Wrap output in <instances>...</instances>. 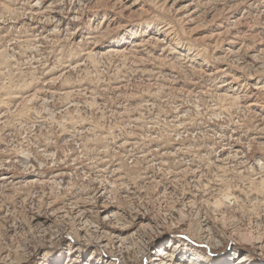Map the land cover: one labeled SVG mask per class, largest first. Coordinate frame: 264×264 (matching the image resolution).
Returning <instances> with one entry per match:
<instances>
[{"label": "rangeland", "instance_id": "rangeland-1", "mask_svg": "<svg viewBox=\"0 0 264 264\" xmlns=\"http://www.w3.org/2000/svg\"><path fill=\"white\" fill-rule=\"evenodd\" d=\"M263 100L264 0H0V264H264Z\"/></svg>", "mask_w": 264, "mask_h": 264}, {"label": "built area", "instance_id": "built-area-1", "mask_svg": "<svg viewBox=\"0 0 264 264\" xmlns=\"http://www.w3.org/2000/svg\"><path fill=\"white\" fill-rule=\"evenodd\" d=\"M116 74H118V73H114L113 75H116ZM112 75V76H113ZM117 79H118V81H120V84H118V86H117V88L119 87V89L122 87V89L123 90H127L128 89V87L129 86H131V82H130V80H128V79H126L127 78V75L126 74H122L121 76L120 75H117V77H116ZM131 88V87H130ZM157 91H159V92H164V91H167L168 93V96H170L169 97V100L166 98L165 100L173 107V110L172 111H169V112H167V114H166V116L164 117V119L166 120V124L165 125H163V128H164V131H166L167 133H165V134H168V135H171V136H173V135H175V136H179V138L178 139H180V140H177V142H178V144H182V143H180L182 140H183V138L181 139L180 137H181V135L185 132H187L186 130L188 129L187 128V126L190 124V122H189V120H188V112H190V108H189V106L187 105V103H194V101H192L191 100V98H193V99H195L196 98V101L195 102H197V103H202V104H206V102H205V98H207V97H209L210 96V94H209V96H206V97H203V98H200V97H197L198 96V93L199 92H203V94H204V92L205 91H199L198 93H195V94H193V93H191V92H189L187 95L183 92V91H179L178 93H177V91H178V89L177 88H175V90L173 91V92H169V90L168 89H160V90H157ZM157 95H160V94H157ZM152 99H153V97H152ZM209 99H211L210 97H209ZM155 100H156V98H155ZM164 101V100H163ZM210 101H212V99L210 100ZM215 102V101H214ZM215 104V103H214ZM191 105V104H190ZM146 106L148 107V106H152V107H154L155 106V103H154V101H151V99L147 102V104H146ZM188 106V107H187ZM213 107H214V105H213ZM211 108V107H210ZM201 110H202V108H200ZM209 109V108H208ZM179 110L181 111V113H179ZM173 116H174V119H176L177 117H181V116H183V118H184V122H183V125L185 126L184 127V129H182V130H176V128L178 127V124L179 123H176V122H174L173 120ZM172 120V121H171ZM127 121H130V119H127ZM130 122H134V121H130ZM129 122V123H130ZM139 122V121H138ZM138 122H134V123H136L135 124V129L136 130H139L140 129V131H143V129H142V126H141V128H139L138 127ZM145 123L146 122H143V125H145ZM128 126V125H127ZM147 128H148V130L147 129H144V131H146L147 132V136H148V138H146V140L145 141H150L151 140V138L152 139H154V138H158V139H160V140H162V139H164L165 138V136H163V134H162V132H161V130H158V131H156V128L157 127H155V126H152V125H147ZM121 129H124V127H122ZM116 132H120V130H118V131H116ZM130 132H134V133H136L137 135H138V143L137 144H134L135 146H137V145H141V144H143V142H141L140 140H139V134L137 133V132H135V131H133V129H131V130H129L128 132H126V135L125 136H122L123 138L124 137H127V134H129ZM113 133V132H112ZM112 133H110V134H112ZM121 133V132H120ZM152 135V137L151 138H149L150 136ZM119 139H121V138H119ZM127 138H125V140H126ZM142 139H145V138H142ZM125 140H123V142H125ZM119 140L117 139L116 140V142H118ZM123 142L121 143V144H123ZM120 144V145H121ZM134 145H132V146H134ZM126 146H129V145H126ZM126 146H124V147H126ZM131 146V145H130ZM123 148V147H122ZM154 149L156 148V149H159L158 147H153ZM154 149H152V150H150V151H148L149 153H151Z\"/></svg>", "mask_w": 264, "mask_h": 264}, {"label": "bare ground", "instance_id": "bare-ground-1", "mask_svg": "<svg viewBox=\"0 0 264 264\" xmlns=\"http://www.w3.org/2000/svg\"><path fill=\"white\" fill-rule=\"evenodd\" d=\"M37 4V3H36ZM33 8V7H32ZM35 8H36V6H35ZM38 9V8H37ZM46 11V10H45ZM37 12V11H36ZM30 13V12H29ZM34 13V12H33ZM58 13V12H57ZM37 14V13H36ZM41 15V14H40ZM33 18V17H32ZM45 19V18H44ZM47 20V19H46ZM43 22V21H42ZM44 24V23H43ZM42 24V25H43ZM169 25V24H168ZM166 27V26H165ZM170 31V30H169ZM53 33V32H52ZM168 36V35H167ZM45 37V36H44ZM43 37V38H44ZM95 37V36H94ZM96 37H98V36H96ZM169 37V36H168ZM98 40V39H97ZM95 42V41H94ZM115 44V43H114ZM133 44V43H132ZM136 44V43H135ZM115 45H118V43H116ZM134 45V44H133ZM118 51V50H117ZM121 53V52H120ZM237 53V52H236ZM235 55V54H234ZM190 60H191V58H190ZM193 60V59H192ZM223 61V60H222ZM226 62V61H225ZM209 63V61L208 60H205V62H204V64H208ZM78 65H80V64H78ZM180 66V65H179ZM178 66V67H179ZM181 68V67H180ZM183 71H184V69H183ZM169 87V86H168ZM170 88V87H169ZM166 89V88H165ZM175 89V88H174ZM169 90V89H168ZM208 93H210L209 91H205L204 92V94H203V92H199L198 93V96H202V95H205V94H208ZM212 93V92H211ZM218 94V93H217ZM2 96V95H1ZM197 96V97H198ZM211 96H212V94H211ZM14 97H16V96H14ZM19 97V96H18ZM218 99V98H217ZM224 99H225V97H224ZM233 99H235V98H233ZM258 101V100H257ZM264 101V100H263ZM214 102V101H213ZM218 102V101H217ZM262 102V101H261ZM215 104H217V103H215ZM255 105H257V106H259L258 105V103H252V104H250V106H255ZM248 106H249V104H248ZM263 107V106H262ZM247 108V107H246ZM252 111H254V110H252ZM127 113H128V111H127ZM215 113H217V112H215ZM179 118V117H178ZM47 120V119H46ZM177 121H178V119H177ZM176 122V121H175ZM183 122V121H182ZM181 122V123H182ZM237 126V125H236ZM263 129V128H262ZM136 134V133H135ZM106 135V134H105ZM111 135V134H110ZM131 137V136H130ZM127 145H129V143L127 144ZM227 147V146H226ZM225 149V148H224ZM231 149V148H230ZM155 150H158V149H156L155 148ZM24 151V150H23ZM160 151V150H159ZM28 152V151H27ZM28 154V153H27ZM46 154V153H45ZM53 154V153H52ZM143 154H145V153H143ZM48 155V154H47ZM53 155H55V154H53ZM148 155V154H147ZM30 156V155H29ZM46 156V155H45ZM27 157H28V155H27ZM31 157V156H30ZM52 157V156H51ZM54 158V157H53ZM49 159H51V158H49ZM55 159V158H54ZM64 160V159H63ZM161 161V160H160ZM62 162V161H61ZM56 164V163H55ZM227 169V168H226ZM187 170V169H186ZM184 171V170H183ZM192 172V171H191ZM179 173H181V172H179ZM57 174V173H56ZM60 174V173H59ZM101 179V178H100ZM154 179V178H153ZM119 180V179H118ZM116 186H114V188H115ZM206 189V188H205ZM209 189V188H208ZM225 195V194H224ZM228 195V194H227ZM232 198V197H231ZM229 198L227 197V200H228ZM232 200V199H231ZM230 199H229V202L231 201ZM220 204V203H219ZM89 211V210H88ZM90 212V211H89ZM120 212V211H119ZM119 212H117V213H114V214H112L113 215V219H114V221H115V224H111L110 225V228L111 229H113V230H115V231H117V232H119L118 234H116L115 236H114V234H115V231H109V232H107V231H105V228L104 227H99L98 226V224L99 223H96L97 224V226H92V227H97L98 229L100 228L101 229V233L103 234V236H104V238H106V240L107 241H109V237H118V238H120V241H124V239L126 238V237H121L120 236V232H123V231H125V230H127V229H129L130 227H132L133 226V224L135 223H133V222H130V221H127V219H126V217H124V216H122V213H119ZM105 217L107 218V219H109V215H105ZM85 219V223H88L89 225H93V224H91V222L89 223V221H88V219H86V218H84ZM102 228H104V229H102ZM79 229H81V230H83L84 228H79ZM100 231V230H99ZM106 243L105 242H103V244H102V246L103 247H106V246H104ZM159 257H158V264H165L167 261H169V260H171V258H172V256H173V254H171V253H169V251H167V249H163V250H160L159 252ZM190 254V253H189ZM244 257V256H243ZM173 260V259H172ZM244 260V259H243ZM177 264H179V263H177Z\"/></svg>", "mask_w": 264, "mask_h": 264}]
</instances>
